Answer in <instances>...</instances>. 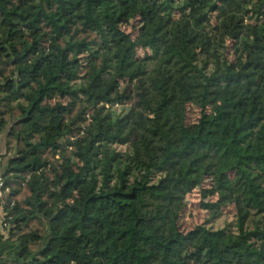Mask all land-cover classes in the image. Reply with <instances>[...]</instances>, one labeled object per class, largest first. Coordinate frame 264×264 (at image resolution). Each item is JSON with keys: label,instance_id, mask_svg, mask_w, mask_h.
I'll use <instances>...</instances> for the list:
<instances>
[{"label": "trees", "instance_id": "1", "mask_svg": "<svg viewBox=\"0 0 264 264\" xmlns=\"http://www.w3.org/2000/svg\"><path fill=\"white\" fill-rule=\"evenodd\" d=\"M0 159V264H264V0H0Z\"/></svg>", "mask_w": 264, "mask_h": 264}, {"label": "rangeland", "instance_id": "2", "mask_svg": "<svg viewBox=\"0 0 264 264\" xmlns=\"http://www.w3.org/2000/svg\"><path fill=\"white\" fill-rule=\"evenodd\" d=\"M133 32V30H129V32ZM135 33V32H134ZM140 56H143L144 51L140 50L139 52ZM128 92L129 96L132 98L135 97L136 93V86L128 85ZM131 103H134V101H131ZM209 183H206V186ZM201 196H200V190H195L193 193L189 194L186 197L185 206L180 214L179 224L184 233H187L191 230H193L196 226L204 224L208 220H210V212H207L202 209L201 207ZM234 212V207L230 206L226 208L223 212V215L220 217V219L214 224L216 227H222L224 222H227L228 220H232V213Z\"/></svg>", "mask_w": 264, "mask_h": 264}, {"label": "built area", "instance_id": "3", "mask_svg": "<svg viewBox=\"0 0 264 264\" xmlns=\"http://www.w3.org/2000/svg\"><path fill=\"white\" fill-rule=\"evenodd\" d=\"M4 193V179L2 177V160L0 159V198H2ZM3 209H0V217H4ZM0 229L5 231L7 229V223L3 221L0 223Z\"/></svg>", "mask_w": 264, "mask_h": 264}]
</instances>
